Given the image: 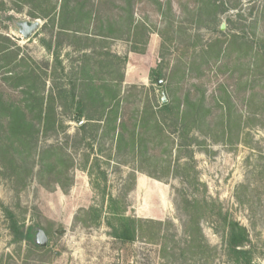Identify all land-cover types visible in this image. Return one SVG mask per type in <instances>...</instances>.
<instances>
[{
	"label": "rangeland",
	"instance_id": "obj_1",
	"mask_svg": "<svg viewBox=\"0 0 264 264\" xmlns=\"http://www.w3.org/2000/svg\"><path fill=\"white\" fill-rule=\"evenodd\" d=\"M61 3L0 0V35L25 61L16 73L28 66L35 69L46 82V96L52 92L58 97L69 83L78 82L85 61L84 52L78 50L88 42L85 39L61 38L63 67L45 47L57 43V28L47 22L59 13ZM91 4L100 10L104 23L126 18L114 8L124 6L122 0H91ZM134 12L140 29L132 41L125 37L110 39L106 45L96 42L85 50L93 60L84 62L106 98L112 81L116 84L124 75L116 132L126 136L124 151L117 156L115 139L111 140L114 131L104 125L100 134L105 131V138L88 135L81 141L70 110L58 105L62 123L58 132L41 134L32 156L17 150L25 158L24 163L18 161L17 174L10 176L0 167V264H234L224 239L226 215L247 229L253 264H264V0H134ZM37 20L39 30L25 40L18 23ZM98 26L93 22L88 35L93 38ZM215 41L227 50L220 62L212 55L202 58L201 52ZM135 45L146 52L134 53ZM108 52L127 58L126 63L115 61L111 69L110 58L104 55ZM158 66L163 70L161 86L150 79ZM6 72L0 71V94L10 101L23 100L19 90L7 86ZM225 95L232 98L237 123L223 136L220 104ZM187 97L204 98L211 115L207 124L195 129L205 143L187 147L181 161L187 170L182 171L177 167L179 141L170 116L164 115L171 137L161 140L153 117L142 111L147 106L156 110L177 105ZM93 106L92 113L98 116L101 103ZM122 124L124 128H119ZM133 135L140 143L136 153H132ZM52 145L63 147L73 160L67 191L54 183V177L45 175L41 183L37 176L40 154ZM110 196L124 200L121 206L129 216L151 221L132 245L111 236L106 224ZM2 205L22 225L33 226L36 235L45 232L46 246L15 242ZM92 207L103 209L100 225H93V214L81 217L89 226L76 221L79 211Z\"/></svg>",
	"mask_w": 264,
	"mask_h": 264
},
{
	"label": "trees",
	"instance_id": "obj_2",
	"mask_svg": "<svg viewBox=\"0 0 264 264\" xmlns=\"http://www.w3.org/2000/svg\"><path fill=\"white\" fill-rule=\"evenodd\" d=\"M124 6H114L118 10H121L126 14V18H120L119 20L108 19L106 23L100 20V10L95 8V5L91 4V0H62L60 5V11L55 15L48 24H53L57 28L56 40L57 43L50 42L45 44L46 49L55 58V63L63 67V63L60 60V48L62 47L61 38L70 37L71 39L81 41L85 39L88 41L85 43L84 48L78 50L83 51V57L86 60H93L88 54L89 49L94 48L96 42L105 44L110 39H124L132 41L140 24L135 18L134 12V0H122ZM218 1L212 5L217 7ZM172 7L171 4H168ZM99 25V32L94 34L93 38L88 35L89 27L93 24ZM120 27L117 29V27ZM91 34V33H90ZM122 34V35H120ZM83 35H86L84 37ZM94 39V40H92ZM8 40L6 37L0 35V71H7L5 81L7 86L13 90H19L23 96L21 101H10L4 98L0 94V164L1 168L8 175L13 176L17 174L18 161L25 162V158L22 155H18L17 150L22 148L28 151L32 156L37 150L39 136L41 134L47 135L50 132L57 133L59 127L62 125L57 117V106L70 110V120L78 124V132L82 134L81 141L88 140V135H92L97 138L101 136L105 138V131L100 134L101 125L103 128H112L114 134L111 140L114 142L117 149V156H119L123 150V144L127 141L124 132L116 135L118 130V120L121 111V98H120V85L124 81V75L122 74L117 80L116 84L112 81L109 92L111 95L106 98L99 91V87L92 82V78L88 73V65L83 60V66L80 73L81 78L78 82L69 83V88L61 90L58 97L54 96L51 92L48 96L44 94L46 82L43 81V77L32 69L29 68L23 72L16 73V70L25 63L23 59H18L16 51L5 43ZM90 40V42H89ZM92 43V44H91ZM247 45V43H244ZM86 50V51H85ZM134 53L144 54L146 49L132 48ZM227 52L224 49L223 44L219 41H215L207 46L202 53V58L205 56H215L216 62H220L223 55ZM107 59L110 58L108 66L112 69L116 67V64L126 63L127 58L121 59L116 56H112L110 52L104 54ZM115 61L117 63L115 64ZM99 63H104L102 60ZM28 65V64H27ZM187 73V71H186ZM78 74V73H77ZM83 75V76H82ZM163 77V70L160 66L152 69L150 72V79L153 83H158ZM24 79H29L33 82H21ZM64 99V100H63ZM220 104L223 114L221 116L223 136L227 134V129L233 123H237V119L232 118V98L225 95L222 98ZM101 103V113L95 116L94 104ZM158 107V106H157ZM143 114L148 112L153 117L155 125L158 128L159 135L162 138L169 139L171 133L165 129L166 118L164 115H169L172 120V126L175 128L173 132L177 135L178 151L177 167L182 171H186V164H181L184 157V152L188 148L192 147V143H197L198 146L203 145L205 141H200L198 136L194 133L196 128L203 126L209 122L211 110L206 108L204 98L200 100H193L192 98H185L183 103L174 105L172 103L165 104L159 109L145 107L143 108ZM164 119H162V117ZM145 119V117H143ZM83 121V123H81ZM104 124H101V123ZM124 128V124L119 128ZM170 127V126H168ZM132 153H136L137 146L140 145L135 135L131 138ZM91 147V145H89ZM188 147V148H187ZM190 158L193 160L194 153L190 152ZM30 156V157H31ZM29 158V157H28ZM73 165V160L65 154L63 147L59 145L49 146L43 150L40 154V169L37 174L39 181L41 182L45 175L54 177V183L62 190L67 189L72 185V178H69V169ZM11 171V172H9ZM105 175V174H104ZM66 176V182L63 183L57 177ZM186 177V176H183ZM134 180V175L132 177ZM186 179V178H184ZM42 183V182H41ZM105 200V197H104ZM108 210L106 224L111 229V236L124 245H132L136 242L137 238L144 231L146 224L151 221L139 219L134 216H129L127 210L123 209L121 204L123 199L110 196L108 198ZM187 201V200H186ZM5 218L9 224V230L14 238V241L35 243L36 231L33 226L26 227L22 225L17 218V215L5 207L1 206ZM93 214V225H100L103 218V209L92 207L90 209H83L79 211L76 216V221H81L86 226L89 224L85 221L82 222L81 217L84 215ZM191 222L197 223L196 220L191 219ZM225 222V243L229 256L232 258L234 264H253V253L248 248L250 245V239L248 231L239 222L228 218V215L224 218ZM161 223V222H160ZM200 232L199 227L196 229ZM201 233V232H200Z\"/></svg>",
	"mask_w": 264,
	"mask_h": 264
},
{
	"label": "water",
	"instance_id": "obj_3",
	"mask_svg": "<svg viewBox=\"0 0 264 264\" xmlns=\"http://www.w3.org/2000/svg\"><path fill=\"white\" fill-rule=\"evenodd\" d=\"M40 26L41 25L38 20L34 22L23 21L18 23L19 32L25 40L30 39L39 30ZM157 84L161 86L163 84V81L160 80ZM163 103L165 104L166 100H163ZM81 123H83V121ZM35 243L41 248L46 246L47 237L45 232H43L42 230L38 231Z\"/></svg>",
	"mask_w": 264,
	"mask_h": 264
}]
</instances>
